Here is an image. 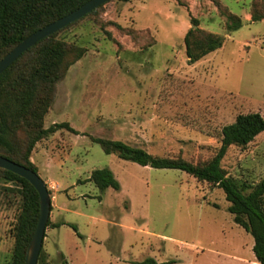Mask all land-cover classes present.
Segmentation results:
<instances>
[{"label":"rangeland","instance_id":"374dc122","mask_svg":"<svg viewBox=\"0 0 264 264\" xmlns=\"http://www.w3.org/2000/svg\"><path fill=\"white\" fill-rule=\"evenodd\" d=\"M253 5L111 0L59 33L85 54L58 84L44 118V128L68 123L77 134L59 130L31 154L50 194L49 220L58 225L46 228L38 264H235L253 258V237L234 223L222 189L179 170L108 155L91 139L205 163L221 146L222 128L237 116L264 118V19L252 21ZM222 11L238 16L242 27L227 33ZM191 18L223 37L222 48L193 65L184 47ZM222 167L242 185L258 183L264 133L246 147H230ZM105 168L119 191H101L88 181ZM6 188L16 186L0 179V264L11 262L20 205Z\"/></svg>","mask_w":264,"mask_h":264},{"label":"trees","instance_id":"16d2710c","mask_svg":"<svg viewBox=\"0 0 264 264\" xmlns=\"http://www.w3.org/2000/svg\"><path fill=\"white\" fill-rule=\"evenodd\" d=\"M88 1L0 0V60L24 39ZM253 1L256 5H253L252 21L257 23L264 19V0ZM257 5H260V10ZM216 6L220 8L219 2H216ZM100 8L87 16L95 14ZM221 15L225 19L227 33L242 27L238 16L226 11H222ZM190 24L191 28L184 37V47L187 63L193 65L222 48L223 37L202 30L195 18H191ZM65 29L29 49L0 76V156L37 174V167L31 160L36 144L62 129L77 134L68 123L44 128V118L55 100L58 84L64 80L69 68L85 54V49L58 38ZM108 37L112 39L110 34ZM262 133L264 118L259 113L239 115L232 124L222 128L221 146L216 155L208 162L196 164L182 158L154 157L144 149L122 141L91 139L108 155L114 154L119 159L143 167L179 170L198 182L222 189L234 223L253 237L256 262L264 264V176L255 185L245 186L229 176L222 167V160L230 147H246ZM0 179L13 183L16 188L6 189L17 194L20 199L19 214L13 230L15 245L9 264H24L39 219V196L29 182L9 171L0 169ZM88 181L101 191L108 188L120 190L119 182L107 168L93 171ZM50 225L49 220L47 227ZM71 227L77 231L74 226ZM134 264L156 262L146 259Z\"/></svg>","mask_w":264,"mask_h":264},{"label":"water","instance_id":"95a60500","mask_svg":"<svg viewBox=\"0 0 264 264\" xmlns=\"http://www.w3.org/2000/svg\"><path fill=\"white\" fill-rule=\"evenodd\" d=\"M111 0H90L70 14L56 20L55 22L43 27L34 34L24 39L18 46L11 50L0 60V76L15 63L24 53L34 47L39 42L52 36L53 34L67 28L71 24L81 20L94 10L104 6ZM0 169L9 171L31 184L39 196L40 214L34 235L29 243L25 263L38 264L42 250L45 231L51 212V198L45 182L34 171L17 164L7 158L0 156Z\"/></svg>","mask_w":264,"mask_h":264},{"label":"crops","instance_id":"0c3cea01","mask_svg":"<svg viewBox=\"0 0 264 264\" xmlns=\"http://www.w3.org/2000/svg\"><path fill=\"white\" fill-rule=\"evenodd\" d=\"M246 19L248 20L250 18L246 17ZM32 162H33V160H32ZM50 217H51V213H50ZM50 222H51L52 228H55L54 226H56L57 224H55L51 219H50ZM253 246H254V243H253ZM252 251H253V248H252ZM235 264H257L254 252H253V258L252 259L247 260V259H243V258H237V259H235Z\"/></svg>","mask_w":264,"mask_h":264}]
</instances>
